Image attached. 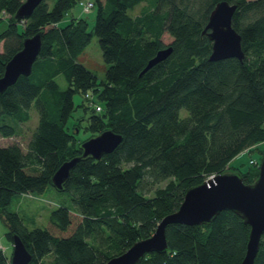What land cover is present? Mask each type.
Listing matches in <instances>:
<instances>
[{"label": "trees", "instance_id": "1", "mask_svg": "<svg viewBox=\"0 0 264 264\" xmlns=\"http://www.w3.org/2000/svg\"><path fill=\"white\" fill-rule=\"evenodd\" d=\"M22 1L0 0V75L25 36L39 31L42 44L30 73L0 92V134H19L31 106L38 122L25 150L17 141L0 144V218L11 242L16 232L31 252L26 264H104L149 236L186 189L209 175L232 168L245 182L257 177L264 155V0H228L237 4L232 25L244 56L215 60L202 30L218 0H94L91 28L83 16L59 23L78 0H41L17 19ZM141 2L138 13L129 12ZM165 32L172 36L166 44ZM93 35L106 63L100 80L79 59ZM168 44L170 54L141 73ZM75 93L84 95L79 104ZM76 106L85 125L83 117L69 122ZM106 128L121 133L118 145L98 159L80 157L63 182L74 208L60 204L32 228L8 209L14 195L41 196L58 166L81 154V141ZM82 130L88 135L81 138ZM243 150L259 157L241 170L231 160ZM249 230L231 209L209 223H169L167 249L148 252L139 264H240ZM10 255L0 249V264H10ZM254 264H264V233Z\"/></svg>", "mask_w": 264, "mask_h": 264}, {"label": "water", "instance_id": "2", "mask_svg": "<svg viewBox=\"0 0 264 264\" xmlns=\"http://www.w3.org/2000/svg\"><path fill=\"white\" fill-rule=\"evenodd\" d=\"M40 1L23 0L17 7L14 17L17 19L29 17ZM236 7V3L218 0L210 10L202 30L212 41L209 59L230 56L243 58L241 35L232 25V16ZM41 44L39 31L23 38L21 47L5 62L3 73L0 75V92L14 83L19 75L30 73ZM171 51V44L159 48L148 59L141 73L167 57ZM121 139V133L111 128L103 129L83 139L80 143L81 154L65 159L58 166L52 174V184L61 189L71 167L80 157L91 155L98 159L104 153L111 152ZM222 209L233 210L249 224L246 250L240 264H254L260 239L264 233V155L259 159L257 177L251 182H245L237 170H225L211 174L203 181L188 187L178 208L165 214L149 236L135 240L127 249L111 256L104 264H139L148 252H164L167 249L166 227L169 223H209ZM11 243L10 264H26L32 254L18 233L12 234Z\"/></svg>", "mask_w": 264, "mask_h": 264}, {"label": "rangeland", "instance_id": "3", "mask_svg": "<svg viewBox=\"0 0 264 264\" xmlns=\"http://www.w3.org/2000/svg\"><path fill=\"white\" fill-rule=\"evenodd\" d=\"M47 1L51 5L54 0H47ZM141 6H142V2L137 4L134 8H130L129 12L134 14L138 13L140 11ZM95 15H96L95 6L90 10L85 11L82 9V7L76 4L66 12L63 19H61L59 23L64 24L71 16L74 17L83 16L87 19L89 23V28H91L92 25L94 24ZM5 23H6V19L3 18L1 21V26L5 25ZM19 28H21V25L19 26ZM162 40L165 44L169 43L172 40V36L169 33L165 32L162 35ZM79 59L82 62H84L88 68L96 72L99 80L104 78L106 63L103 60L98 37L96 35H93L91 37V40L89 41L83 52L79 55ZM55 78L59 82L61 87L66 86V80L62 73L56 75ZM73 100L75 104H79L82 100H84V95L82 93H75L73 96ZM181 113L185 114L186 110L182 108ZM30 114L31 115L28 120L23 122L22 121L18 122V128L20 130L19 134H15L12 136H2L0 134V144H7L13 141H17L19 142L21 147L25 150L27 139L38 122V112L34 106H31ZM79 117H83V119H81V123L82 125H85L87 123L86 114L83 112L81 106H76V108L72 112V116L69 118V122H72L74 118L78 119ZM76 131H78V129ZM86 135H88L87 131L84 132L82 130L80 132L81 138ZM250 156L254 158H258L259 152L256 150L252 152L243 150L240 153H238L235 157H233V159L231 160V165L238 166L241 170H244L247 168L249 164ZM229 170H234V169L229 168ZM164 183L165 181L159 182L160 185ZM152 192L153 191L150 190L146 192V194L151 195ZM21 197L22 196L20 194L14 195L10 204L8 205V209L18 211L23 219L24 224L29 228L44 225L48 220L50 211L60 204L66 205L70 208L75 207L74 203L70 199L69 192L66 190L58 189L53 185H49L45 190V192L41 194L40 197L24 195L22 198L24 203H18ZM0 244L4 247L7 254L10 255L12 251V244L10 238L7 235V226L5 225V223L1 218H0Z\"/></svg>", "mask_w": 264, "mask_h": 264}, {"label": "built area", "instance_id": "4", "mask_svg": "<svg viewBox=\"0 0 264 264\" xmlns=\"http://www.w3.org/2000/svg\"><path fill=\"white\" fill-rule=\"evenodd\" d=\"M77 4L82 7L83 10L87 11V10H90L91 8L94 7V0H78L77 1ZM95 109L96 110H100V104L98 103H95ZM252 161V160H251ZM27 195L29 196H36V195H33L32 193H26ZM36 197H40V196H36ZM0 249L1 250H5L4 247L0 244Z\"/></svg>", "mask_w": 264, "mask_h": 264}, {"label": "crops", "instance_id": "5", "mask_svg": "<svg viewBox=\"0 0 264 264\" xmlns=\"http://www.w3.org/2000/svg\"><path fill=\"white\" fill-rule=\"evenodd\" d=\"M20 195H21L22 197H21L20 199L18 198V199H19L18 203H24V201H23L22 198H23L24 195H27V194H26V193H20ZM29 203H30V202H29ZM11 244H12V243H11Z\"/></svg>", "mask_w": 264, "mask_h": 264}]
</instances>
